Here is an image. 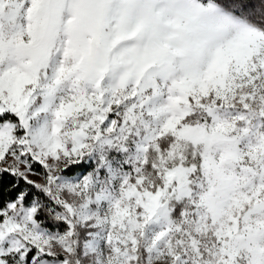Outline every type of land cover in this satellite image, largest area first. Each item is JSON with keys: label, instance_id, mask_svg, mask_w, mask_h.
I'll use <instances>...</instances> for the list:
<instances>
[{"label": "snow or ice", "instance_id": "6c2138e0", "mask_svg": "<svg viewBox=\"0 0 264 264\" xmlns=\"http://www.w3.org/2000/svg\"><path fill=\"white\" fill-rule=\"evenodd\" d=\"M0 264H264V0H0Z\"/></svg>", "mask_w": 264, "mask_h": 264}]
</instances>
